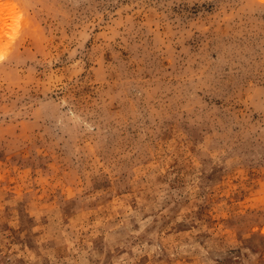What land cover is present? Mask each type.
<instances>
[{
  "label": "clouds",
  "instance_id": "9594fccd",
  "mask_svg": "<svg viewBox=\"0 0 264 264\" xmlns=\"http://www.w3.org/2000/svg\"><path fill=\"white\" fill-rule=\"evenodd\" d=\"M177 16L193 55L166 66L145 25ZM117 37L148 41L141 72L101 62ZM169 210L177 239L149 256L264 264V0H0L8 264H105L94 241Z\"/></svg>",
  "mask_w": 264,
  "mask_h": 264
},
{
  "label": "rangeland",
  "instance_id": "374dc122",
  "mask_svg": "<svg viewBox=\"0 0 264 264\" xmlns=\"http://www.w3.org/2000/svg\"><path fill=\"white\" fill-rule=\"evenodd\" d=\"M165 16H169V14L166 13ZM137 19L140 20L141 23H144L148 18L144 17L143 13H141ZM160 19L162 20L163 18ZM182 20L183 17L177 16L174 19L169 17L167 23L161 22L159 26L157 23H152L151 29H156L154 32L145 25L147 34L151 38L150 46L148 45V41H144L142 44L139 41H122L117 37L114 43L104 44L102 48L98 49L101 62L109 63L112 60H119L120 68H127L128 64H135L136 71L141 72L143 70V59L146 54V46H149L151 49L160 52L162 56H165L166 66L173 62L174 57L181 54V48L183 53L192 56V49L188 45L193 41L194 30L191 28V25L186 29L181 23ZM205 29H208V23L198 24L195 28V30L199 31L201 34H204ZM102 42V40L97 41L98 44ZM207 44L208 42L205 41V43L201 45V49H206ZM121 57L127 60V64ZM198 57L199 53L193 58L196 59ZM184 175L187 176L188 173L185 172ZM12 187L13 183H9L8 188ZM37 195L40 196L41 193L38 192ZM116 195L121 196L119 189L116 190ZM148 199L150 198L145 196V200ZM41 202L43 203V200ZM133 207H135V205H133ZM5 211L7 212V209H5ZM104 214H107V211H105ZM175 215L176 213L173 210H169L167 214L162 213L159 223L154 221L153 224L146 227L143 232H140L139 225L133 222V233L139 234L129 235L127 233H121L117 243L113 247L107 249V254H105V249L102 246V239L99 244H96L94 241V245H96L101 254L104 255L105 264H170V261L165 259L164 256H156L155 254L149 256L146 249H150L154 245V242L160 240L161 237L169 241L177 239V234L172 231ZM144 219H147V216H145ZM84 238L82 233L80 240L81 244H83ZM0 244H3V241H0ZM137 249H139V251H137ZM57 251L59 252V249ZM11 252V243L4 244L3 247H0V264H8V256ZM61 259H63V257H61ZM17 264H23V258H20Z\"/></svg>",
  "mask_w": 264,
  "mask_h": 264
}]
</instances>
